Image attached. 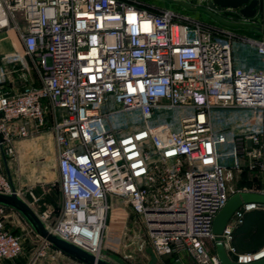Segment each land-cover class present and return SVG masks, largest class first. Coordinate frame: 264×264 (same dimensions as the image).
<instances>
[{
    "label": "built area",
    "instance_id": "2783aa9c",
    "mask_svg": "<svg viewBox=\"0 0 264 264\" xmlns=\"http://www.w3.org/2000/svg\"><path fill=\"white\" fill-rule=\"evenodd\" d=\"M139 2L0 0V29L20 42L0 62V147L11 155L15 139L41 132L52 116L62 203L53 226L37 216L48 231L97 257L101 248L84 238L98 231L102 242L109 196L116 195L144 215L158 257L178 253L221 264L206 247L210 240L224 243L237 263L259 260L264 244L240 252L232 238L245 214L264 211V203H242L220 235L212 227L232 195L264 194V186L233 183L243 169L264 182V70L235 64L233 44L244 37ZM208 9L217 12L216 5ZM247 41L264 57V37ZM27 57L40 83L2 88L16 65L27 80ZM214 109L245 121L216 128ZM125 110L142 126L119 131L110 117ZM169 113L175 125L165 121ZM1 163L0 155V193L10 194L14 186ZM6 210L0 204V264L23 250L6 226ZM43 248L61 252L46 240Z\"/></svg>",
    "mask_w": 264,
    "mask_h": 264
},
{
    "label": "rangeland",
    "instance_id": "374dc122",
    "mask_svg": "<svg viewBox=\"0 0 264 264\" xmlns=\"http://www.w3.org/2000/svg\"><path fill=\"white\" fill-rule=\"evenodd\" d=\"M139 1L140 5L147 7L167 6L189 18L203 21L209 18L205 13V9H208L206 0ZM263 17L264 12L263 14L261 12L259 21L264 27ZM5 32V29H0V34ZM238 117L240 118L237 113H230L225 109H214L213 123L216 128H219L224 124L234 123ZM157 119L154 117L152 121L156 122ZM110 121L121 132L132 131L142 126L140 118L130 110L112 115ZM165 121L174 122L175 125L174 114L169 113ZM52 122L51 116L41 132L15 139L13 153L6 156L8 172L3 161L1 163L5 175L7 178L8 175L10 176L8 179L15 190L19 192V197L41 219L43 218L47 226H53L56 222L62 203L56 144L51 131ZM255 178H257L256 173L243 169L235 176L233 183L237 188H248L252 185L250 182H253ZM29 191L33 192L35 198L29 194ZM110 204L107 216L108 228L103 232L101 242V256L112 259L116 264H153L156 254L152 248L148 223L144 215L134 213L116 195L113 196ZM43 213H47L48 216L44 217ZM5 219L8 228L20 236L23 247L22 253L6 264H82L63 252H56L53 248L44 249L43 238L36 234L28 221L18 211L7 208ZM207 241L208 243L212 242ZM140 245L141 247H139ZM43 250L47 255L46 257L41 255ZM129 253L132 254V257L126 258L124 255Z\"/></svg>",
    "mask_w": 264,
    "mask_h": 264
},
{
    "label": "crops",
    "instance_id": "0c3cea01",
    "mask_svg": "<svg viewBox=\"0 0 264 264\" xmlns=\"http://www.w3.org/2000/svg\"><path fill=\"white\" fill-rule=\"evenodd\" d=\"M211 1H207L210 4ZM217 6V12L213 13L209 9H205L208 15L206 22L213 23L221 29L230 30L244 38L237 39L233 44L232 55L235 64L245 68H255L264 70V57L261 55L252 44L247 41V38L262 39L264 37V27L261 24L259 16L264 12V0H258L257 10L254 15L246 17L239 11L238 7H223ZM167 7V6H165ZM219 11V12H218ZM252 17V19H251ZM264 18V17H263ZM251 29V31H250ZM20 47V42L13 32L6 31L0 34V62L5 54H9ZM28 77L24 80L21 76L22 69L16 65V70L11 71L7 75V80L2 84V88L11 90H20L24 85H37L40 83L39 74L35 66V62L31 57H27ZM10 66V65H9ZM8 66V67H9ZM11 67V66H10ZM245 121L244 117H238L237 121L231 123L236 128ZM228 125V124H224ZM16 142V141H15ZM13 143V145L15 144ZM2 160V159H1ZM246 170V169H244ZM248 171V170H246ZM242 172V171H241ZM236 174L235 176H237ZM257 177V176H256ZM249 189L262 188L264 182H261L258 177L253 182H250ZM114 195L109 196V203ZM111 206V204H110ZM111 213V212H110ZM7 226V224H6ZM8 227V226H7ZM14 233V232H13ZM206 240V247L210 252L216 253V243ZM232 244L240 252H253L259 249L264 244V211L251 210L244 216L243 223L233 230ZM229 258L234 261V256L226 250ZM109 261L116 264L110 258ZM153 264H197L189 255L170 253L161 257L157 255L153 259ZM81 263V262H80Z\"/></svg>",
    "mask_w": 264,
    "mask_h": 264
},
{
    "label": "water",
    "instance_id": "95a60500",
    "mask_svg": "<svg viewBox=\"0 0 264 264\" xmlns=\"http://www.w3.org/2000/svg\"><path fill=\"white\" fill-rule=\"evenodd\" d=\"M210 4L223 7H238L241 14L246 17H250L254 15L257 10L258 0H211ZM0 155L6 171L8 172L6 156L2 147H0ZM8 178L10 179L9 175ZM244 202L264 203V194L256 192H241L232 195L213 220L212 228L214 234L220 235L222 233L224 226L232 216L233 212ZM0 204L21 213L36 234L48 241L54 248L76 259L77 261L83 264H114L106 258L97 257L77 245H74L73 243H70L48 231L34 210L16 194L14 188L10 194L0 193ZM216 254L219 257L221 264H264V257L250 263H237L232 261L226 252L225 244L221 241L216 243Z\"/></svg>",
    "mask_w": 264,
    "mask_h": 264
},
{
    "label": "bare ground",
    "instance_id": "6f19581e",
    "mask_svg": "<svg viewBox=\"0 0 264 264\" xmlns=\"http://www.w3.org/2000/svg\"><path fill=\"white\" fill-rule=\"evenodd\" d=\"M108 228V223L105 224L103 232ZM93 235H91V239L89 237L84 238L86 242H89L90 244H93L95 246H98L101 248V235L100 232L95 231L92 232Z\"/></svg>",
    "mask_w": 264,
    "mask_h": 264
},
{
    "label": "trees",
    "instance_id": "16d2710c",
    "mask_svg": "<svg viewBox=\"0 0 264 264\" xmlns=\"http://www.w3.org/2000/svg\"><path fill=\"white\" fill-rule=\"evenodd\" d=\"M252 173H255L254 171Z\"/></svg>",
    "mask_w": 264,
    "mask_h": 264
}]
</instances>
